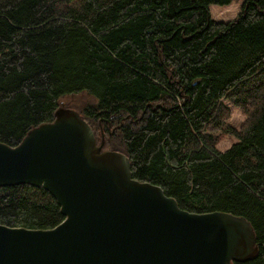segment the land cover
Returning a JSON list of instances; mask_svg holds the SVG:
<instances>
[{
	"label": "trees",
	"instance_id": "trees-1",
	"mask_svg": "<svg viewBox=\"0 0 264 264\" xmlns=\"http://www.w3.org/2000/svg\"><path fill=\"white\" fill-rule=\"evenodd\" d=\"M232 1L0 0V142L74 109L182 209L246 217L258 251L232 264H264V0L212 17ZM226 101L245 117L239 129ZM65 218L44 187L0 185V224Z\"/></svg>",
	"mask_w": 264,
	"mask_h": 264
},
{
	"label": "water",
	"instance_id": "water-1",
	"mask_svg": "<svg viewBox=\"0 0 264 264\" xmlns=\"http://www.w3.org/2000/svg\"><path fill=\"white\" fill-rule=\"evenodd\" d=\"M103 143L65 107L18 145L0 142V185L44 187L66 217L51 229L0 224V264H232L257 253L246 217L182 209Z\"/></svg>",
	"mask_w": 264,
	"mask_h": 264
},
{
	"label": "rangeland",
	"instance_id": "rangeland-1",
	"mask_svg": "<svg viewBox=\"0 0 264 264\" xmlns=\"http://www.w3.org/2000/svg\"><path fill=\"white\" fill-rule=\"evenodd\" d=\"M242 2L243 0H233L228 5H212L210 8L212 17L214 19H217L218 21H224V22L233 20L238 15ZM64 99L66 100V98ZM76 101H80V98L77 99ZM226 103L230 105L228 101H226ZM230 107L232 109V112H231V117L228 120V122L232 126L239 129L242 123L244 122L245 117L242 115V112L239 108L233 105H230ZM235 141H236L235 137L228 135L223 141L219 143L218 147L221 150H224L226 148H229L232 145V143H234Z\"/></svg>",
	"mask_w": 264,
	"mask_h": 264
},
{
	"label": "crops",
	"instance_id": "crops-1",
	"mask_svg": "<svg viewBox=\"0 0 264 264\" xmlns=\"http://www.w3.org/2000/svg\"><path fill=\"white\" fill-rule=\"evenodd\" d=\"M212 6V5H211ZM211 6H210V8H211ZM217 20V19H216ZM219 148V147H218ZM220 149V148H219Z\"/></svg>",
	"mask_w": 264,
	"mask_h": 264
}]
</instances>
